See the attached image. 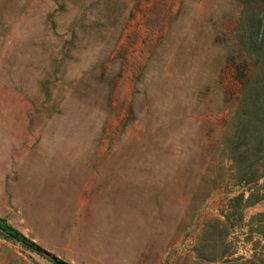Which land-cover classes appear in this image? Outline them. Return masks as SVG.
<instances>
[{
    "label": "rangeland",
    "instance_id": "374dc122",
    "mask_svg": "<svg viewBox=\"0 0 264 264\" xmlns=\"http://www.w3.org/2000/svg\"><path fill=\"white\" fill-rule=\"evenodd\" d=\"M242 11V0H0V218L67 264L257 263L264 198L223 258L196 248L234 197L264 191V176L237 183L220 154L264 72L235 36ZM0 264L53 263L0 238Z\"/></svg>",
    "mask_w": 264,
    "mask_h": 264
},
{
    "label": "trees",
    "instance_id": "16d2710c",
    "mask_svg": "<svg viewBox=\"0 0 264 264\" xmlns=\"http://www.w3.org/2000/svg\"><path fill=\"white\" fill-rule=\"evenodd\" d=\"M242 4V16L239 18L235 36L246 58L264 62V0H242ZM257 78H253L251 84L246 85L222 139L223 149L220 154L230 160L237 183H256L264 176V72ZM263 198L264 191L261 195L250 193L246 199L242 195L234 197L231 211L224 220L212 219L206 222L196 244L198 255L210 260L223 258L229 246L227 238L233 226L243 222V210ZM234 216V221H231ZM263 217L264 213L260 218ZM259 232L264 235L263 224L260 225ZM0 238L15 241L38 255L40 254L36 249L43 250L1 218ZM255 261L257 263L254 264H264V252Z\"/></svg>",
    "mask_w": 264,
    "mask_h": 264
},
{
    "label": "water",
    "instance_id": "95a60500",
    "mask_svg": "<svg viewBox=\"0 0 264 264\" xmlns=\"http://www.w3.org/2000/svg\"><path fill=\"white\" fill-rule=\"evenodd\" d=\"M36 251H37L40 255H42L43 257H45V258L49 259L50 261H52V263H54V264H67V263H65V262H63V261H61V260H59L58 258L54 257V256L51 255L50 253L44 251V250H41V249L38 250V249H36Z\"/></svg>",
    "mask_w": 264,
    "mask_h": 264
}]
</instances>
